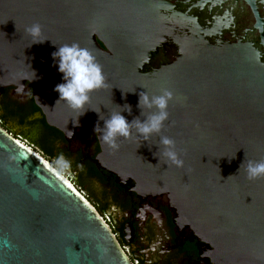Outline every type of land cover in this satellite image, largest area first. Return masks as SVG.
<instances>
[{"label":"water","instance_id":"1","mask_svg":"<svg viewBox=\"0 0 264 264\" xmlns=\"http://www.w3.org/2000/svg\"><path fill=\"white\" fill-rule=\"evenodd\" d=\"M257 2L246 0L256 19L250 31H259L264 47V0L262 12ZM36 23L44 42L27 31ZM206 30L165 0H0V88L30 83L47 123L66 138L78 126L102 127L99 115L108 119L126 103L131 121L140 115V92L170 90L168 119L147 141L133 127L113 149L98 132L100 167L135 181L139 193L167 195L179 223L213 248L217 264H264V178L249 180L240 167L264 160V48L211 44ZM170 41L180 47L178 58L147 72L153 52ZM72 43L102 66L106 87L85 105L99 114L80 116L54 90L62 74L52 53ZM2 112L0 104L11 130L0 123V264H133L107 219L34 148L41 150L43 131L4 120ZM161 136L175 140L182 166L166 162ZM64 158L97 203L105 192L96 177Z\"/></svg>","mask_w":264,"mask_h":264},{"label":"flooded vegetation","instance_id":"2","mask_svg":"<svg viewBox=\"0 0 264 264\" xmlns=\"http://www.w3.org/2000/svg\"><path fill=\"white\" fill-rule=\"evenodd\" d=\"M165 1L173 5L174 9L197 18L203 28L207 29L211 44L252 41L260 49L264 48L259 31H250L256 19L246 0H205L207 3L199 6L196 4L202 0ZM257 4L262 12L261 0ZM100 45L104 47L101 42ZM179 51V45L173 41L158 47L146 63L145 70L152 72L172 63L180 55ZM7 103H14L23 110L25 122H21L20 115L11 116L19 126L44 131L46 117L35 102L34 88L30 83L27 82L22 88H0L2 116L7 113ZM48 126L59 133V137L55 139L56 157L63 155L71 161L76 159L85 172L89 162L99 165L97 155L101 151V144L98 132L93 131L94 126H78L70 138H66L64 132L58 128L49 124ZM20 131L22 134L26 133L24 128ZM26 136L35 140L30 133H26ZM94 177L105 192L103 197H95L100 207L104 208L103 213L108 223L133 264H217L212 253L213 248L205 246L190 227L179 223L167 195L139 193L135 190V181L125 182L117 176L114 181Z\"/></svg>","mask_w":264,"mask_h":264},{"label":"clouds","instance_id":"3","mask_svg":"<svg viewBox=\"0 0 264 264\" xmlns=\"http://www.w3.org/2000/svg\"><path fill=\"white\" fill-rule=\"evenodd\" d=\"M27 31L34 38V43L45 41L38 39L42 34L39 23L33 24ZM52 57L57 71L62 74V82L55 85L54 89L59 94L58 99H63L71 109L79 112L80 116L89 110L99 114L95 109L85 110V105L91 99L90 94L94 90L106 87L102 66L96 61L92 52L77 43H72L58 46L52 53ZM172 98L173 93L168 89L163 90L160 95L153 96H150L147 91H142L139 93L137 102V107L141 110L139 116L129 121L123 113L126 111L131 114L132 106L126 103L121 106L122 111L113 112L108 119H103L99 115V120H103V126L101 127L98 121L93 131L101 132L102 141L113 149L119 146L116 143L117 137H129L133 127L147 141L153 134H159L162 131L164 122L169 116L167 109ZM145 109L150 111L145 114ZM152 109L156 111H151ZM160 144L163 146L162 155L166 158V162H171L178 167L183 165V160L175 150L173 138L161 136ZM56 162L65 170L70 168V161L63 155H60ZM241 166L245 167L249 180L264 178V160H248L246 165L244 160Z\"/></svg>","mask_w":264,"mask_h":264},{"label":"trees","instance_id":"4","mask_svg":"<svg viewBox=\"0 0 264 264\" xmlns=\"http://www.w3.org/2000/svg\"><path fill=\"white\" fill-rule=\"evenodd\" d=\"M6 111L7 113L3 116H1L2 119L7 120L11 118L12 115H20L21 116V122H25V114H23V110L19 107H17L14 103H7L6 104ZM2 125V124H1ZM44 131L43 135L40 138L39 141H36V143L41 147V150L45 154V156H48L49 158H57L54 155L55 150V139L59 137V133L56 129L51 128L48 126V124L44 121ZM6 129H9L6 127L7 125H2ZM86 173L89 176H97L101 178H107L112 181L116 180L117 177L109 173L108 171L102 170L100 166L97 163L89 162L88 167L86 169ZM97 210L99 213L106 219L105 214L103 213L102 207H100L99 202L97 201ZM115 232V231H114Z\"/></svg>","mask_w":264,"mask_h":264},{"label":"rangeland","instance_id":"5","mask_svg":"<svg viewBox=\"0 0 264 264\" xmlns=\"http://www.w3.org/2000/svg\"><path fill=\"white\" fill-rule=\"evenodd\" d=\"M0 123L2 125H5L1 120ZM8 127V126H6ZM9 128V127H8ZM10 129V128H9ZM11 130V129H10ZM13 131V130H12ZM14 132V131H13ZM15 134V132H14ZM34 148L41 152L44 156L45 154L43 153V151H41L40 149H38L37 147L34 146ZM60 172H62L69 180H71V182H73L75 184V186L80 190L83 191L85 197L91 202V204H93V206H95V208L97 207V204L95 202V200L79 185V183L75 180V178L65 169H63L59 163L56 162V160L54 158H49L48 156H45ZM98 208V207H97ZM96 208V209H97Z\"/></svg>","mask_w":264,"mask_h":264},{"label":"bare ground","instance_id":"6","mask_svg":"<svg viewBox=\"0 0 264 264\" xmlns=\"http://www.w3.org/2000/svg\"><path fill=\"white\" fill-rule=\"evenodd\" d=\"M49 163L53 166V167H55L50 161H49ZM56 168V167H55ZM57 169V168H56ZM58 170V169H57ZM62 173V172H61ZM84 197H85V195H84Z\"/></svg>","mask_w":264,"mask_h":264},{"label":"built area","instance_id":"7","mask_svg":"<svg viewBox=\"0 0 264 264\" xmlns=\"http://www.w3.org/2000/svg\"><path fill=\"white\" fill-rule=\"evenodd\" d=\"M82 193H83V191H81ZM83 195H84V193H83Z\"/></svg>","mask_w":264,"mask_h":264}]
</instances>
